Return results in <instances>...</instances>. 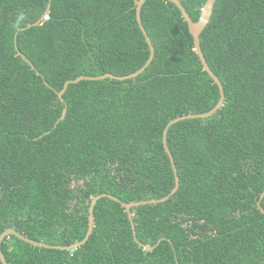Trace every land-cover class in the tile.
<instances>
[{
  "label": "trees",
  "instance_id": "trees-1",
  "mask_svg": "<svg viewBox=\"0 0 264 264\" xmlns=\"http://www.w3.org/2000/svg\"><path fill=\"white\" fill-rule=\"evenodd\" d=\"M180 1L197 22L207 0ZM136 13L135 0H0V235L71 246L87 234L94 197L132 203L175 188L167 125L221 97L175 4L142 8L155 57L141 75L84 80L58 96L67 81L147 63ZM200 38L226 100L169 128L180 187L131 209L142 246L106 197L86 244L57 250L11 236L9 264H264V0H217Z\"/></svg>",
  "mask_w": 264,
  "mask_h": 264
},
{
  "label": "water",
  "instance_id": "water-1",
  "mask_svg": "<svg viewBox=\"0 0 264 264\" xmlns=\"http://www.w3.org/2000/svg\"><path fill=\"white\" fill-rule=\"evenodd\" d=\"M169 2L175 4L181 11L182 13V17L185 20V22L188 24L189 27V32L190 34L193 36L194 39V46H195V51L196 54L198 55L201 64L203 65L204 71L209 75V77L214 81V83L218 86L219 90H220V100L218 101L217 105L209 112L207 113H203V114H189L187 116H183V117H179L176 118L172 121H170V123L167 125L165 131H164V147L166 152L168 153L172 166H173V170H174V174H175V188L172 190V192L162 198V199H154V200H149V201H139V202H132V203H123L121 202L118 198L112 196V195H108V194H101L98 195L96 197L93 198L91 206L89 208V223H88V231L87 234L85 236V238L82 241L76 242L71 246H52V245H48L44 242H38L35 240H32L26 236H24L23 234H21L20 232L16 231L15 229H7L5 230L1 235H0V261L2 262V264H9L5 258V255L2 252V244L4 242L5 239L11 237V236H16L18 239L31 244L35 247H40V248H49V249H57V250H75L80 248L81 246H83L84 244H86V242L89 240L90 236L93 233L94 230V209L95 206L97 205L98 201L102 198H110L114 201H117L119 203L122 204V207L125 209L126 213L129 216V219L132 223V228L134 230V237L136 242L142 246V244L138 241L137 237H136V231H135V226L133 223V213L131 212V209L135 208V207H139V206H145V205H156L159 203H163L166 202L170 199V197L172 195H174L179 187H180V177L178 176V170L176 168V164L174 161V158L169 150L168 144H167V133L169 128L179 122L185 121V120H190V119H203V118H209L213 115H215L224 105L225 100H226V96H225V91H224V87L223 84L221 83L220 79L215 75V73L211 70V68L209 67L204 54L202 52L201 49V34L203 33V31L205 30V28L208 26L211 17L213 15V11H214V7H215V2L217 0H207L205 6L203 7L202 11H201V16L200 19L197 22H194L192 20V18L190 17V15L188 14L187 10L185 9V7L183 6V4L181 3L180 0H168ZM147 2V0H135V5L137 7V21L138 24L141 28V31L143 32L146 41L149 45V49H150V58L147 61V63L138 71H136L135 73H132L130 75H126V76H115L113 74H105L102 76H98V77H79L75 80H70L67 81L63 90L61 92H58V96L60 98L63 97V95L65 94V92L67 91L68 87L70 84L73 83H79L81 81L84 80H90V81H101V80H105V79H113V80H117V81H126V80H131V79H135L137 78L139 75H141L153 62L154 57H155V47L153 46V43L151 41V38L149 37L147 31L145 30L144 26H143V22H142V8L145 5V3ZM67 114V109L64 110L63 115L61 117V120L65 119ZM264 198V193L262 194L260 201L258 202V207L260 209V211L264 214V209L261 206V202ZM160 243V241H159ZM144 249L148 252L152 251L154 248L150 247L149 245L144 246Z\"/></svg>",
  "mask_w": 264,
  "mask_h": 264
},
{
  "label": "built area",
  "instance_id": "built-area-1",
  "mask_svg": "<svg viewBox=\"0 0 264 264\" xmlns=\"http://www.w3.org/2000/svg\"><path fill=\"white\" fill-rule=\"evenodd\" d=\"M49 19H50L49 14H46V15L42 18V20L40 21V23H41V24H42V23H45V22L49 21Z\"/></svg>",
  "mask_w": 264,
  "mask_h": 264
}]
</instances>
